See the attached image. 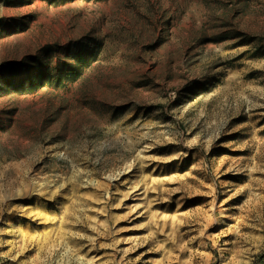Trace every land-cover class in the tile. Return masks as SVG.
Listing matches in <instances>:
<instances>
[{
    "label": "rangeland",
    "instance_id": "374dc122",
    "mask_svg": "<svg viewBox=\"0 0 264 264\" xmlns=\"http://www.w3.org/2000/svg\"><path fill=\"white\" fill-rule=\"evenodd\" d=\"M0 264H264V0H0Z\"/></svg>",
    "mask_w": 264,
    "mask_h": 264
},
{
    "label": "trees",
    "instance_id": "16d2710c",
    "mask_svg": "<svg viewBox=\"0 0 264 264\" xmlns=\"http://www.w3.org/2000/svg\"><path fill=\"white\" fill-rule=\"evenodd\" d=\"M27 79L29 80V82H32V81H31V80H32L31 76H28ZM30 79H31V80H30Z\"/></svg>",
    "mask_w": 264,
    "mask_h": 264
}]
</instances>
